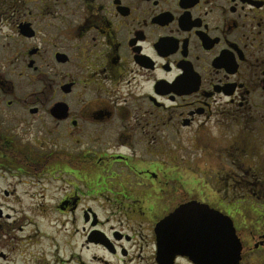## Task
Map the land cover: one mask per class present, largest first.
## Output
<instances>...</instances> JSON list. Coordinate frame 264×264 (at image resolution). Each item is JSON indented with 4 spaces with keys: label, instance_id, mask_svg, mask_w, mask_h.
<instances>
[{
    "label": "flooded vegetation",
    "instance_id": "obj_1",
    "mask_svg": "<svg viewBox=\"0 0 264 264\" xmlns=\"http://www.w3.org/2000/svg\"><path fill=\"white\" fill-rule=\"evenodd\" d=\"M262 156L264 0H0L2 196L30 203L0 206V264H159L156 225L193 203L246 264Z\"/></svg>",
    "mask_w": 264,
    "mask_h": 264
},
{
    "label": "water",
    "instance_id": "obj_2",
    "mask_svg": "<svg viewBox=\"0 0 264 264\" xmlns=\"http://www.w3.org/2000/svg\"><path fill=\"white\" fill-rule=\"evenodd\" d=\"M190 206L156 225L158 263L172 264L181 255L195 264H239L242 244L233 221L206 205Z\"/></svg>",
    "mask_w": 264,
    "mask_h": 264
},
{
    "label": "rangeland",
    "instance_id": "obj_3",
    "mask_svg": "<svg viewBox=\"0 0 264 264\" xmlns=\"http://www.w3.org/2000/svg\"><path fill=\"white\" fill-rule=\"evenodd\" d=\"M263 157V160H264V156ZM257 166H260V168L257 170H254L253 172L256 173L257 175L258 174H264V171L261 169V168H264V165L262 164H259ZM261 169V170H260ZM263 172V173H262ZM8 175H5L3 173V177L0 178V206L2 209L4 210H8L7 213L10 214V216H13L12 219L16 218L18 216V214L22 211H28V208L27 206L30 204L29 202H24V203H21V204H16V203H13L9 200H6V199H3V196H2V191L3 190H6V189H9L11 188L9 186L10 182H9V178H7ZM264 179V177H263ZM230 188H228L229 190ZM264 189V187H263ZM49 205H53V202L51 201H46L45 204H43V207L42 208H46V207H49ZM28 214V213H27ZM50 214V215H49ZM45 213L44 214V217H36L35 214H30L31 216H33L32 218V221L36 223L37 226H39V228L42 230H46L47 226L48 227H51L54 228V224L57 223V216L58 215H53L51 213ZM252 221L251 218H248V219H245L244 222L247 223H250ZM54 223V224H53ZM17 225L19 226H22V222H18ZM25 227V226H24ZM25 231L29 232L30 231V227L28 228H25ZM148 254H149V251H147ZM260 255L257 257V258H248V261L246 262V264H264V251L260 252L259 253ZM145 259V257H144Z\"/></svg>",
    "mask_w": 264,
    "mask_h": 264
}]
</instances>
